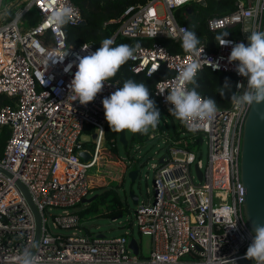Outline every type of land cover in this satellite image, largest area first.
Segmentation results:
<instances>
[{
  "label": "built area",
  "instance_id": "built-area-1",
  "mask_svg": "<svg viewBox=\"0 0 264 264\" xmlns=\"http://www.w3.org/2000/svg\"><path fill=\"white\" fill-rule=\"evenodd\" d=\"M189 1L199 0L129 4L109 37L153 39L149 44H140V51L130 59V69L148 77L162 67L171 70L170 75L155 81L152 90L156 106L168 115L173 107L166 102L168 89L191 59H199L201 69L232 73L234 92L240 91L238 83L246 88L247 78L235 71L239 62L229 63L228 57L233 44H248V32L264 30V0H233L231 10L207 15L203 20L213 32L235 27L236 37H224L232 44L218 45L217 36L201 41L199 58L172 51L154 38L175 32L176 40L181 42L180 29H188V25L177 19L175 10L183 7L181 15L191 21L192 9L188 11L186 4ZM64 3L74 8L69 24H81L84 17L76 0L18 1L0 17V94L14 97L12 102L0 105V127L9 128L0 156V264H20L23 252L31 250L35 239V217L16 179L26 185L41 212V233L32 252L37 264H230L223 258L235 264H254L244 258L252 242V228L244 213L240 162L250 106L236 109L230 103L218 108L200 130L191 132L181 123L178 136L171 139L167 135L170 143L158 161L151 163L154 194L150 201H142L134 214L138 231L151 237L147 255L141 253L137 240L138 252L133 251L130 232L112 237L79 233L80 214L71 208L90 192V174L106 168L104 161L95 166L107 122L102 100L123 85L110 79L87 105L68 97L77 68L73 65L70 71L65 69L77 56L94 52L101 43L67 42L63 26L53 24L49 18ZM1 4L2 0L0 11ZM12 8L14 14L9 19ZM32 9L35 11L27 21L26 14ZM20 19L26 25H21ZM193 23L199 25L201 20ZM86 126H92L96 133L91 139L92 150L84 147L81 138ZM158 134L159 130L150 129L144 140ZM203 142L207 144L205 161L199 150ZM81 150L90 152L86 160L79 154ZM120 156L126 167L133 160ZM53 208L60 211L54 212ZM50 225L73 230L70 234L58 233Z\"/></svg>",
  "mask_w": 264,
  "mask_h": 264
},
{
  "label": "clouds",
  "instance_id": "clouds-1",
  "mask_svg": "<svg viewBox=\"0 0 264 264\" xmlns=\"http://www.w3.org/2000/svg\"><path fill=\"white\" fill-rule=\"evenodd\" d=\"M183 0H177L182 3ZM74 8L67 3L56 8L50 20L58 26H66L72 20ZM248 36V44L244 42L232 45V51L228 57L229 63L238 61L235 71L247 78V87L238 83L240 89L231 95V104L236 109L245 106H252L264 102V31L251 30ZM171 39H176L175 32L167 34ZM228 33L217 36L215 39L218 45L225 46L232 44L226 40ZM179 39L181 48L191 57L199 58L201 50L200 39L195 31L187 28L180 29ZM111 38H105L101 45L94 52L85 56H77L65 71H70L73 65L77 71L69 85V98L87 105L94 101L97 94L101 93L105 82L115 77L121 66L130 59H134L140 51L139 42L134 44H119L114 46ZM204 52V50H203ZM78 61V63H77ZM215 67H219L215 64ZM201 70L199 59H191L184 65L174 79V85L168 89L166 102L173 105L169 112L179 120L189 131L200 130L205 122L209 121L218 112L217 104L210 98H204L197 91V74ZM188 85H192L189 88ZM244 89V91H241ZM230 91V85L226 78L223 87H219L221 96ZM164 91L160 92L163 94ZM102 104L111 131L147 135L150 129H156L160 123L161 113L153 99L150 98V90L143 82L127 79L122 87H118L110 96L104 97ZM233 226L232 228H235ZM245 259L254 261V264H264V223H256L252 229V242L247 248ZM230 264L235 261L223 258ZM20 264H37L36 257L28 250H25L20 258Z\"/></svg>",
  "mask_w": 264,
  "mask_h": 264
},
{
  "label": "trees",
  "instance_id": "trees-1",
  "mask_svg": "<svg viewBox=\"0 0 264 264\" xmlns=\"http://www.w3.org/2000/svg\"><path fill=\"white\" fill-rule=\"evenodd\" d=\"M145 1L146 0H76V3L82 11L85 23L78 25L67 24L66 26H63L66 33L67 42L78 45L80 43L89 41L94 45L99 46L103 39L112 36L119 24L118 18L121 16L127 5ZM194 4L201 8L200 14L203 15L204 18L207 15L211 14H223L233 8V0H209L208 2L206 0V5H203L199 1H195ZM12 10L13 8L9 10V19L12 18L14 14L11 13ZM181 10L182 8L180 7L175 10L177 19L179 21L186 22L188 25V29L196 32L197 36L200 39V42L204 40H211L213 37L221 36L224 33H228L227 36L231 37L237 36L235 27L226 30H218L216 32L209 30L203 23V17V19L201 18V23L199 25H195V23H193V20L188 21L181 15ZM196 16L198 17V15H194V17ZM154 39L167 45L172 51H183V49L181 48V42L176 39H171L169 37H157ZM151 40L153 39L147 37L131 38L127 36L116 35L113 39V47L119 44H134L136 42H139L140 44H149ZM130 64L131 61L129 60L127 63L121 66L115 77L111 78V80L121 85H123V83L127 79H133L137 82L145 83L150 90V98L153 99L157 105V98H155L152 91L155 81L162 76L170 75L171 70L162 67L158 72L148 77L141 72H133L130 69ZM226 78L230 85V91L226 90V94L224 96H221L218 92V89L219 87L224 86ZM197 84L199 85L197 91L200 94L214 100L218 108H226L230 105L231 95L232 93H234L235 89V77L232 73L211 71L207 68H204L201 69L197 74ZM190 87L192 88L193 86L190 85ZM13 100L14 97L12 96L0 94V105L3 103H10ZM169 117L171 120L172 132H169L168 135L171 139H173L179 134V129L176 127L177 124L180 126L182 124L181 122H174L176 120L171 114L169 115ZM84 132L86 134H92L94 132V129L92 126H86ZM147 135L140 133L134 134L131 132L128 136L129 142L127 150L132 142H142L147 137ZM8 136L9 128L7 126H3L0 129V156L2 155V147L4 146ZM118 136L119 132L111 131L108 122H106L104 127V141L102 147L99 150V155L103 158L106 164V168H102L100 172H92L90 174L89 193L93 194L94 192H96L97 195L89 202L88 207L95 208L94 205L96 204V202L104 203L106 201L105 197L107 195H111L110 204L107 205L106 209L100 213L103 216L109 217H115L119 214L122 215L123 211L126 209V206L121 201L116 189L118 185H121L124 179L123 171L122 173H120V176L117 179L118 181L120 179L118 184H105L107 182H113L114 172L118 168L122 170V166L124 168L126 167V165L123 164L120 156L121 144L118 140ZM83 145L84 147H91L93 149L94 142L91 140L83 141ZM97 160L98 158H96L95 163H97ZM109 169H111L112 172L108 171ZM78 212L82 220L81 210ZM79 226L82 229L83 233H90L86 225L80 224Z\"/></svg>",
  "mask_w": 264,
  "mask_h": 264
},
{
  "label": "rangeland",
  "instance_id": "rangeland-1",
  "mask_svg": "<svg viewBox=\"0 0 264 264\" xmlns=\"http://www.w3.org/2000/svg\"><path fill=\"white\" fill-rule=\"evenodd\" d=\"M18 1L22 3L26 0H2L0 17H2L3 13L7 10V7L9 8L10 6H12V4L18 3ZM208 1L209 0H207V2ZM194 3L195 1H189L186 3L187 5H191L192 7V11H191L192 20L193 21H196L197 19L201 20L202 17L204 18V16L200 14L201 8H199ZM204 4L206 5V2ZM31 11L29 14H26L27 21L32 18L31 15L33 14L35 10L32 9ZM11 13H14V11L12 10ZM194 15H198V17L197 16L194 17ZM21 20L22 19H20L19 23L23 26L26 25V22L22 23ZM157 108L159 109L161 113L160 123L156 128V130H159V134L155 138L150 139V140H144L142 142L140 141L132 142V144L128 148L127 154H124V151L120 147V155L124 156L126 159H130L131 157H133V159L137 160L136 167L139 168L140 172H139L138 177L133 182L131 186V190L138 194L139 199L141 201L151 200L152 192H153V189H152L153 188V170L151 168V163L154 161H158V158L160 157V155L163 154V152L166 150L167 145L171 141V139H168V140L166 139L169 132H172V125H171V120L169 118V115L167 114L166 110L163 109L161 106H157ZM174 119L176 120L175 117ZM176 127L180 129V125L178 124ZM1 128L2 127H0V129ZM130 133H131L130 131L126 130L127 136H129ZM90 149L92 150L91 147ZM199 150L201 152V157L205 161L206 152H207L206 142L199 144ZM100 162H103V160L98 158L97 163H95V166H97ZM109 171L112 172L111 169H109ZM120 172L121 170L118 168L114 172L113 182L111 181L105 184H108V183L118 184L120 179L119 181L117 179L120 176ZM116 189H117V193L121 201L126 206V209L123 211L121 216L119 217L117 216V218H115L114 220L112 219V217L103 216L100 214L106 209L107 205L110 204L111 195H107L105 197L106 201L104 203L96 202V204L94 205L95 208L88 207V204L90 202L89 201V202H79L71 209L77 210V211L81 210V214H82L81 224L86 225L90 234L92 235L103 234V235L112 237V236H119L121 234L130 232L131 235L138 241L140 245L141 253L143 255H147L150 250L151 237L149 234L140 233L137 229L135 216H134L136 207L135 205H133L128 195V191L130 187H129V178L126 175L121 185H118ZM90 195H92V193L87 194V196H90ZM53 211L58 212L60 211V209L53 208ZM50 227L54 232H58V233L70 234L73 230V227L54 228L52 225H50ZM77 230L79 231V233H83L81 228H78Z\"/></svg>",
  "mask_w": 264,
  "mask_h": 264
},
{
  "label": "water",
  "instance_id": "water-1",
  "mask_svg": "<svg viewBox=\"0 0 264 264\" xmlns=\"http://www.w3.org/2000/svg\"><path fill=\"white\" fill-rule=\"evenodd\" d=\"M199 2L204 4L205 0H199ZM191 9V5L187 6L188 11H191ZM83 23H85V19L82 20L81 24ZM95 136L96 133H92L90 135L82 134L81 138L84 141H89ZM118 140L121 144L124 154H127L129 139L126 134V130L123 132H119ZM79 154L85 160L90 156V152L88 150H81ZM240 158L241 180L245 188L244 213L247 222L253 229V226L256 223H264V102L256 103L249 107L244 122ZM160 161H162V159H160ZM136 163L137 160L133 159L131 163L124 168L123 174L124 177L126 175L129 178L130 189L128 191V195L133 205H135V207H140L142 201L139 199L138 194L131 190V186L140 172L139 168L136 167ZM3 171L11 174L7 170L3 169ZM197 171L200 176V170L198 169ZM16 183L24 194L26 201L28 202L35 217V239L34 244L30 250V252L32 253L41 233V212L32 200L26 185L20 179H16ZM153 194L154 189L152 195ZM96 195L97 193H93L90 196H85L81 199L80 202H89L93 198H95ZM119 216H121V214H119L118 217ZM129 244L135 253L138 252V244L134 237H131Z\"/></svg>",
  "mask_w": 264,
  "mask_h": 264
},
{
  "label": "bare ground",
  "instance_id": "bare-ground-1",
  "mask_svg": "<svg viewBox=\"0 0 264 264\" xmlns=\"http://www.w3.org/2000/svg\"><path fill=\"white\" fill-rule=\"evenodd\" d=\"M101 147H102V145L97 147L96 158H99V159H102V160H103V158L99 155V150H100ZM95 161H96V160H95ZM103 161H104V160H103Z\"/></svg>",
  "mask_w": 264,
  "mask_h": 264
},
{
  "label": "crops",
  "instance_id": "crops-1",
  "mask_svg": "<svg viewBox=\"0 0 264 264\" xmlns=\"http://www.w3.org/2000/svg\"><path fill=\"white\" fill-rule=\"evenodd\" d=\"M87 148V147H86Z\"/></svg>",
  "mask_w": 264,
  "mask_h": 264
}]
</instances>
